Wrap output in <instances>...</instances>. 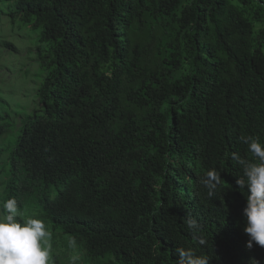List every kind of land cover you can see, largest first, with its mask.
Instances as JSON below:
<instances>
[{"label": "trees", "instance_id": "trees-1", "mask_svg": "<svg viewBox=\"0 0 264 264\" xmlns=\"http://www.w3.org/2000/svg\"><path fill=\"white\" fill-rule=\"evenodd\" d=\"M1 1L40 31L46 71L5 200L37 204L104 264H177L188 248L209 264H264V247H246L231 159L251 158L240 137L264 142V0Z\"/></svg>", "mask_w": 264, "mask_h": 264}, {"label": "clouds", "instance_id": "clouds-1", "mask_svg": "<svg viewBox=\"0 0 264 264\" xmlns=\"http://www.w3.org/2000/svg\"><path fill=\"white\" fill-rule=\"evenodd\" d=\"M240 142L247 145L251 158L238 152L231 153V159L239 165L242 174L236 178L240 189H247L246 206L243 215L246 219L244 232L249 239L246 247L251 249L253 242L264 247V142L259 137H240ZM220 172L212 170L201 179L207 189V196L213 197L221 181ZM187 228L197 235L198 243L206 244L200 235L201 225L189 217ZM69 248H78L77 240L68 241ZM177 264H209L210 257L197 253L194 249H178ZM81 256L78 252L69 257V264H78ZM0 264H56L53 252L52 233L44 220L37 216H25L14 197L2 203L0 211ZM252 264H260L255 258Z\"/></svg>", "mask_w": 264, "mask_h": 264}, {"label": "rangeland", "instance_id": "rangeland-1", "mask_svg": "<svg viewBox=\"0 0 264 264\" xmlns=\"http://www.w3.org/2000/svg\"><path fill=\"white\" fill-rule=\"evenodd\" d=\"M10 9L8 3L0 0V211L6 198L10 150L16 143L23 118L42 109L37 92L46 74L36 51L42 44L40 31L32 29L20 16H11ZM22 212L25 216H40L39 207L32 202ZM47 227L52 233L56 264H69V257L76 252L81 256L78 264L108 262V257H88L79 242L76 250L69 248L67 234L60 228Z\"/></svg>", "mask_w": 264, "mask_h": 264}]
</instances>
